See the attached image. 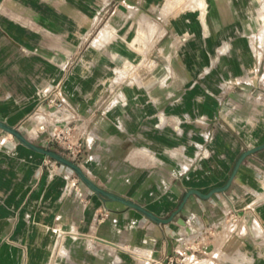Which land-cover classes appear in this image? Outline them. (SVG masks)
Masks as SVG:
<instances>
[{
    "label": "crops",
    "instance_id": "1",
    "mask_svg": "<svg viewBox=\"0 0 264 264\" xmlns=\"http://www.w3.org/2000/svg\"><path fill=\"white\" fill-rule=\"evenodd\" d=\"M56 85L73 149L32 129ZM0 121L171 218L0 128V264L166 261L230 210L195 264H264V0H0Z\"/></svg>",
    "mask_w": 264,
    "mask_h": 264
},
{
    "label": "built area",
    "instance_id": "2",
    "mask_svg": "<svg viewBox=\"0 0 264 264\" xmlns=\"http://www.w3.org/2000/svg\"><path fill=\"white\" fill-rule=\"evenodd\" d=\"M31 118L35 122L32 128L34 133L38 136L44 134L50 143L69 149L80 145V140L74 138L77 124L82 117L60 85L44 92ZM239 219L236 210H230L224 216V220L232 226ZM223 221L199 223L197 226L191 224L190 229L177 235L174 253L169 255L166 261L147 258L142 264H195L201 255L207 253L206 248L223 228Z\"/></svg>",
    "mask_w": 264,
    "mask_h": 264
},
{
    "label": "water",
    "instance_id": "3",
    "mask_svg": "<svg viewBox=\"0 0 264 264\" xmlns=\"http://www.w3.org/2000/svg\"><path fill=\"white\" fill-rule=\"evenodd\" d=\"M0 128L8 131V132H11L12 134H14L15 136H17L20 140H22L26 145L36 149V150H39V151H42L43 153L55 158L57 161L61 162V163H64L68 166H70L71 168H73L78 174L79 176L87 183L89 184V186H91L92 188H94L96 191L102 193V194H105L109 197H112V198H115V199H118V200H121L123 202H125L126 204L128 205H131L133 207H136L138 209H140L141 211H143L144 213L148 214L149 216L153 217L154 219L160 221V222H167L169 221L171 218H163V217H160V216H157L155 215L154 213H152L151 211L147 210L146 208H144L143 206H141L140 204L136 203V202H133L131 200H128V199H125V198H122V197H119L105 189H103L102 187L98 186L93 180H91L89 178V176L83 171V169L76 163L74 162L73 160L53 151V150H50V149H47V148H44V147H41L35 143H33L31 140H29L22 132H20L18 129H16L15 127L13 126H10L9 124L5 123V122H2L0 121ZM264 146V144L262 145H259V146H256L254 148H251V149H248L246 150L245 152H243V154L240 156L235 168H234V171L232 173V177L234 176V174L236 173L239 165L241 164V161L243 160V158L245 156H247L249 153H251L253 150H256L260 147ZM227 187V185H224V186H220V187H217L215 188L214 190L215 191H221V190H224L225 188ZM192 192H198L202 195H205V196H208L210 195V193H202L200 192L199 190H196V189H192L189 191L188 195L191 194ZM180 209L176 210V213H178Z\"/></svg>",
    "mask_w": 264,
    "mask_h": 264
},
{
    "label": "bare ground",
    "instance_id": "4",
    "mask_svg": "<svg viewBox=\"0 0 264 264\" xmlns=\"http://www.w3.org/2000/svg\"><path fill=\"white\" fill-rule=\"evenodd\" d=\"M102 31H104L103 29H102ZM102 31H101V33H102ZM105 31H106V29H105ZM103 34V33H102ZM102 34H100L101 36H102ZM101 39V38H100ZM103 39V38H102ZM94 42H96V41H94ZM98 42V41H97ZM101 42V41H100ZM95 44V43H94ZM96 45V44H95Z\"/></svg>",
    "mask_w": 264,
    "mask_h": 264
}]
</instances>
